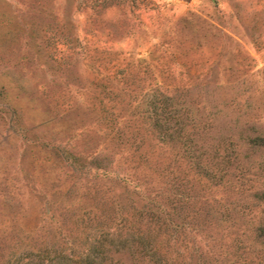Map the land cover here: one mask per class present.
<instances>
[{"label": "rangeland", "instance_id": "obj_1", "mask_svg": "<svg viewBox=\"0 0 264 264\" xmlns=\"http://www.w3.org/2000/svg\"><path fill=\"white\" fill-rule=\"evenodd\" d=\"M262 220L264 0H0V264H264Z\"/></svg>", "mask_w": 264, "mask_h": 264}, {"label": "trees", "instance_id": "obj_2", "mask_svg": "<svg viewBox=\"0 0 264 264\" xmlns=\"http://www.w3.org/2000/svg\"><path fill=\"white\" fill-rule=\"evenodd\" d=\"M92 167H95L96 168V166H94V165H92ZM104 171H106V170H104ZM157 228L159 229L160 227H161V225H159V224H157ZM261 233V232H264V221L262 220L261 221V224H260V226L258 227V229H256V231H255V234H257V233Z\"/></svg>", "mask_w": 264, "mask_h": 264}]
</instances>
